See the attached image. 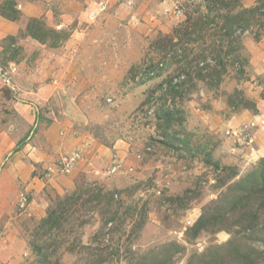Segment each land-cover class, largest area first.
I'll use <instances>...</instances> for the list:
<instances>
[{
    "label": "rangeland",
    "instance_id": "1",
    "mask_svg": "<svg viewBox=\"0 0 264 264\" xmlns=\"http://www.w3.org/2000/svg\"><path fill=\"white\" fill-rule=\"evenodd\" d=\"M11 1L0 264H264V0Z\"/></svg>",
    "mask_w": 264,
    "mask_h": 264
},
{
    "label": "trees",
    "instance_id": "2",
    "mask_svg": "<svg viewBox=\"0 0 264 264\" xmlns=\"http://www.w3.org/2000/svg\"><path fill=\"white\" fill-rule=\"evenodd\" d=\"M212 1H213V4L220 5V6L224 7V8L225 7L227 8L230 5L231 6H235V4L231 0H226V1L225 0H212ZM1 6H4L3 9L1 8ZM5 9H10V10H13L14 11V3H13V1H11V0H4V1H2V4L0 5V15L3 16V17H5V18H9L10 20L11 19H15L13 17H9L4 12ZM242 17H243V15L241 13V14H239V16H238L237 19L236 18L231 19V21L229 22L230 29H231V27L233 25L241 26V25H239L241 23H242V26H243V23H246V20L243 19ZM31 23H32V21L27 24V29L29 30V35L33 36L34 38L40 39L39 35H36V33L33 32L34 30H39V27H37L36 25H34L33 23L31 24ZM30 25H31V27H30ZM30 30L32 31V33H31ZM9 38L13 41V37H9Z\"/></svg>",
    "mask_w": 264,
    "mask_h": 264
},
{
    "label": "built area",
    "instance_id": "3",
    "mask_svg": "<svg viewBox=\"0 0 264 264\" xmlns=\"http://www.w3.org/2000/svg\"><path fill=\"white\" fill-rule=\"evenodd\" d=\"M0 81H2L5 85H10V77L5 70V67H3L2 63L0 62ZM264 121V120H263ZM253 123L250 121L248 122V126H252ZM231 131H226V134H230ZM234 134V133H232ZM236 137V142H238V145H243L245 142L250 141L249 136L246 134H241V131H238V134H234Z\"/></svg>",
    "mask_w": 264,
    "mask_h": 264
},
{
    "label": "crops",
    "instance_id": "4",
    "mask_svg": "<svg viewBox=\"0 0 264 264\" xmlns=\"http://www.w3.org/2000/svg\"><path fill=\"white\" fill-rule=\"evenodd\" d=\"M0 1H2V0H0ZM36 95H38V93H36ZM36 95H35V96H36ZM42 134H43V133H42ZM42 134L40 133L38 136H40V137H41V136H42Z\"/></svg>",
    "mask_w": 264,
    "mask_h": 264
}]
</instances>
